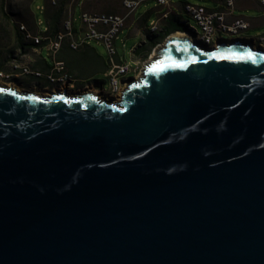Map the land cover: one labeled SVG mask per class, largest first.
<instances>
[{
    "label": "water",
    "instance_id": "water-1",
    "mask_svg": "<svg viewBox=\"0 0 264 264\" xmlns=\"http://www.w3.org/2000/svg\"><path fill=\"white\" fill-rule=\"evenodd\" d=\"M154 55L115 102L0 81V264H264V48Z\"/></svg>",
    "mask_w": 264,
    "mask_h": 264
},
{
    "label": "crops",
    "instance_id": "crops-1",
    "mask_svg": "<svg viewBox=\"0 0 264 264\" xmlns=\"http://www.w3.org/2000/svg\"><path fill=\"white\" fill-rule=\"evenodd\" d=\"M173 3L176 10H174L169 18L161 21V30L158 32L159 34L154 33L157 35L152 37L153 40H151L148 35L146 38L143 36L142 40L138 44L137 41H135L129 47L130 38L137 36V31L140 33V30L137 28L142 27L141 25L138 26L137 22H134L135 14L138 9L136 10L134 16L127 20L126 28L130 29V33H126L125 28L117 39L116 46L118 51V61H127L136 69L137 66H141L144 63L146 64L150 60L152 50L160 44L157 43L155 47L150 49V42L159 40L162 37H164V40L166 36L168 37L169 35L175 33V31L188 30L189 24L185 26V21L183 20L184 13L183 15L181 13H175V11H180L186 2L182 3L181 1L176 2L173 0ZM215 6L216 5H213L212 7ZM63 7L65 9V13L61 19L53 21L52 15L54 14L56 7L48 3L43 10L44 19H42L43 21L41 20L45 24L43 31L36 27V19H34L33 14L32 20L25 25L27 30L33 35L41 33L52 36L54 35L53 32L61 27L62 21L67 16V11L69 9H72L74 12V25L76 29L80 28V15L82 11L92 13L102 11L121 14L125 13L123 4L120 1L116 4H112L109 3L108 0H66ZM149 14H151V12H146L144 15V19L146 21ZM234 14L236 16L248 18L251 21L249 29L264 27V11L257 0L238 1ZM144 29L145 28L143 27L141 34ZM10 34L12 35L11 40L13 44L8 47L7 51L4 52V61L7 70H0V72L8 73L9 77H11V80L9 79L6 83L14 84L21 89L36 90L44 93L49 89H60V86H62L63 88L66 87L69 92L94 91L106 97H109L111 94L112 90L110 86L108 89L105 87L106 81L109 82V78L107 76L108 56L107 51L101 42L92 41L78 50L72 49L69 44L65 42L58 52L53 53L48 49L46 42L37 44L32 39L26 38L25 31L17 32L16 29H14V31L10 32ZM219 34L220 33L215 35L217 39L221 38L218 37ZM246 39H254L258 41L259 44L262 42L260 36L257 38ZM153 55L151 57H153ZM56 59L65 63V70L63 74L67 79L66 84H53L48 81L45 76V74L51 69ZM15 63L28 64L33 70L42 71L44 75L38 76L35 73H23L20 69L15 68ZM131 73L136 75L135 71ZM73 84H75V90L70 89Z\"/></svg>",
    "mask_w": 264,
    "mask_h": 264
},
{
    "label": "built area",
    "instance_id": "built-area-1",
    "mask_svg": "<svg viewBox=\"0 0 264 264\" xmlns=\"http://www.w3.org/2000/svg\"><path fill=\"white\" fill-rule=\"evenodd\" d=\"M53 5L58 3V0H51ZM148 1H155L160 5H167V8H174L173 0H122L125 9L124 14L98 12L92 13L82 11L80 15L81 25L76 29L74 25V12L72 9L67 11V16L64 18L61 30L54 36L49 34H36L33 35L27 30L25 25H21V30L26 32V38L32 39L35 43L41 44L46 42L50 51L56 53L60 50L62 45L67 42L69 46L78 50L92 41L101 42L107 50L108 54V68L107 76L109 78L110 88L113 90L115 76L119 75L126 69L127 61L120 62L117 60V46L116 42L121 32L127 26V20L134 16L136 10ZM216 3L215 7H206L200 4H192L189 2L184 3L180 11L175 13L184 12L194 18L197 23L202 24V29L206 34H215L217 31H228V26L237 25L239 27H249L251 21L243 16H236L234 10L236 4L240 0H210ZM264 11V0H257ZM164 12L158 13L157 19ZM150 25V24H149ZM175 33L189 34L188 32ZM264 40V33L259 35ZM145 63L142 66V70ZM15 68L20 69L23 73H35L36 75H44L42 71L33 70L28 64L15 63ZM65 63L56 59L51 69L45 74L48 81H56V75L64 73ZM0 81L6 83L9 81V74L0 72Z\"/></svg>",
    "mask_w": 264,
    "mask_h": 264
},
{
    "label": "rangeland",
    "instance_id": "rangeland-1",
    "mask_svg": "<svg viewBox=\"0 0 264 264\" xmlns=\"http://www.w3.org/2000/svg\"><path fill=\"white\" fill-rule=\"evenodd\" d=\"M122 2V0H108L109 3L116 4L118 2ZM176 2H189L192 4H200L207 7H212L213 5H216L215 2L210 0H175ZM48 4V0H0V70H7L6 64H5V55L4 52L7 51L8 47L12 46V35L10 32L14 31L16 27H19L21 25H26L29 23L30 20H32V14L34 19H36V27L39 28V30L43 31L45 24L42 22L44 19V7ZM213 4V5H212ZM4 5V10H2L1 6ZM157 4L155 1H148L146 3H143L140 8H138L136 14H135V21L137 22L138 26H142L141 28H137L140 30V33L137 31V36H133L130 38L129 47L137 41V44L142 40V37H147V33L145 32V29L142 31V28H146L147 25H149L153 20H156L158 17V13L160 10V7L157 8ZM5 11L6 16H3L2 12ZM32 12V13H31ZM106 12V11H102ZM146 12H151L149 14V17L147 18V21L144 19V15ZM106 13H112V12H106ZM123 13V12H122ZM121 14V13H116ZM42 20V21H41ZM183 20L185 21V26H191L194 29H197L200 34H202V27L197 23V21L192 18L189 14L184 12ZM148 27V26H147ZM126 33H130V29H125ZM264 33V27L262 28H250L247 30L240 31L237 34H231L226 31H222L221 34L218 35L221 38L225 40H231L236 38H257L259 35ZM167 38V36H166ZM166 38L159 44L162 45ZM96 43V42H95ZM104 46V45H103ZM158 46V45H157ZM105 50L106 47L104 46ZM155 49V48H154ZM154 49L152 50L151 56L154 54ZM107 51V50H106ZM108 56V54H107ZM150 56V59H151ZM140 73L133 74L130 73L127 75L126 78L129 77H138ZM11 77H9L10 79ZM106 79V78H103ZM11 80V79H10ZM127 82H125L117 92H112L109 95L110 98L119 99L121 97L123 89L126 87ZM14 85V84H12ZM16 86V85H14ZM110 86L109 82L106 81L105 87L108 89ZM18 87V86H17ZM19 88V87H18ZM71 90H75V84H73L70 87ZM27 90V89H24ZM49 91H52L49 89L48 91H45V93H48Z\"/></svg>",
    "mask_w": 264,
    "mask_h": 264
},
{
    "label": "bare ground",
    "instance_id": "bare-ground-1",
    "mask_svg": "<svg viewBox=\"0 0 264 264\" xmlns=\"http://www.w3.org/2000/svg\"><path fill=\"white\" fill-rule=\"evenodd\" d=\"M160 12H164V13L161 14V16L159 17V19H156V20L152 21L150 23V25H148V27L145 28V32L147 33V35L154 34V33H158L161 30V25H160L161 21L169 18L170 15L174 12V8H167V5H160ZM199 25L202 27V24H199ZM247 29H249V27H239L237 25H230V26H228V31H226V32H229L231 34H237L240 31L247 30ZM188 31L193 32L194 34H196L197 37H199L204 43H206L208 45H210V44L213 43V39H214V37H215L216 34H218V33L221 34V32H222V31H217V33H215V34H206V32L202 29V34H200L197 29H194L191 26H189L188 30H186V32H188ZM177 34L178 35H182L180 33H175V35H177ZM224 40L225 39L221 38L220 41H224ZM231 40H233V39H231ZM261 41L262 42L260 44H261L262 47H264V40L262 38H261ZM154 58H155V55H153V57H151V60L154 59ZM142 66L143 65L137 66V68L135 69L130 63L127 62L126 63V69L123 70L119 75L115 76L114 87H113L112 92L113 93L114 92H117L119 90V88L125 82L128 81V79L126 77L131 72L135 71L136 74L141 73L142 72ZM38 76H41V75H38ZM50 82L53 83V84L63 85V84H66L67 79L65 78L64 74L61 73V74L56 75V81H50ZM129 82H131V80ZM129 82H127L126 84H128ZM64 89H66V88H64ZM42 93H44V92H42ZM108 98L112 102H115V101L120 100V97H119V99H114V98H110V97H108Z\"/></svg>",
    "mask_w": 264,
    "mask_h": 264
},
{
    "label": "trees",
    "instance_id": "trees-1",
    "mask_svg": "<svg viewBox=\"0 0 264 264\" xmlns=\"http://www.w3.org/2000/svg\"><path fill=\"white\" fill-rule=\"evenodd\" d=\"M49 2L48 3H50L52 6H54V7H56V10H55V12H54V14L52 15V17H53V21L54 20H60L61 19V17L63 16V14L65 13V9H64V7H63V5L65 4V1L66 0H58V3L56 4V5H53L52 4V1L51 0H48ZM1 8H2V10H4V5H2L1 6ZM2 14H3V16H6L7 17V15H6V13H5V11H3L2 12ZM63 22V21H62ZM62 26V25H61ZM61 30V27H59L58 29H56L53 33H54V35H52V37H54L59 31ZM16 31L18 32V31H23V30H21V28H20V26L19 27H16ZM159 34V33H158ZM157 34H149L148 36L151 38V40H153V36H156ZM163 38L164 37H162L161 39H159V40H155V41H152V42H150V49H152L153 47H155L156 45H157V43H161L162 41H163ZM138 49V48H137ZM137 49H135V50H137ZM108 68V67H107Z\"/></svg>",
    "mask_w": 264,
    "mask_h": 264
},
{
    "label": "flooded vegetation",
    "instance_id": "flooded-vegetation-1",
    "mask_svg": "<svg viewBox=\"0 0 264 264\" xmlns=\"http://www.w3.org/2000/svg\"><path fill=\"white\" fill-rule=\"evenodd\" d=\"M179 32H186V30H181V31H179ZM188 33L189 34H184V35H187L188 37H189V39L192 41V42H196V43H200V45L202 46V47H205V48H207V49H212V48H215L219 43H221L222 41H220L221 40V38H218L217 39V37H214V39H213V43L212 44H210V45H208V44H206V43H204L199 37H197V35L196 34H194L193 32H190V31H188ZM243 39H245V40H247L249 43H251L253 46H255V47H262L261 46V44H259V42L258 41H256V40H254V39H251V40H248V39H246V38H243ZM198 41V42H197ZM220 41V42H219ZM262 48H264V47H262ZM66 88V87H65ZM60 89H64L62 86H60ZM67 89V88H66Z\"/></svg>",
    "mask_w": 264,
    "mask_h": 264
},
{
    "label": "clouds",
    "instance_id": "clouds-1",
    "mask_svg": "<svg viewBox=\"0 0 264 264\" xmlns=\"http://www.w3.org/2000/svg\"><path fill=\"white\" fill-rule=\"evenodd\" d=\"M8 84V83H7Z\"/></svg>",
    "mask_w": 264,
    "mask_h": 264
}]
</instances>
